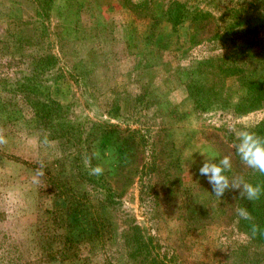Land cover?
Masks as SVG:
<instances>
[{
	"label": "rangeland",
	"instance_id": "1",
	"mask_svg": "<svg viewBox=\"0 0 264 264\" xmlns=\"http://www.w3.org/2000/svg\"><path fill=\"white\" fill-rule=\"evenodd\" d=\"M173 1L41 0L42 67L53 70L0 64V73L14 69L0 79L8 140L0 146V264L114 261L143 233L159 242L163 261L138 256V264H264V235L253 238L237 216L246 207L264 230V195L217 197L199 173L205 156L227 155L230 179L264 186L229 131L264 137V0H177L187 11L170 20ZM86 158L103 174L89 175ZM150 188L157 207L140 200ZM91 209L107 217L106 250L94 255L84 241L80 260H48L53 236L84 239Z\"/></svg>",
	"mask_w": 264,
	"mask_h": 264
},
{
	"label": "trees",
	"instance_id": "2",
	"mask_svg": "<svg viewBox=\"0 0 264 264\" xmlns=\"http://www.w3.org/2000/svg\"><path fill=\"white\" fill-rule=\"evenodd\" d=\"M32 10L33 12L29 14ZM43 10L44 5H41V0H0V19L5 22L6 26V29L2 28L0 33V64L4 63V58L8 60V65L12 61H17V70L22 74L31 71L34 73H46L47 71L53 70V67H50L49 64V68L42 67V65H45L44 62L47 57L42 56L45 51L43 46L40 45L43 31L39 18ZM186 11V4L174 0L170 4L167 15L170 20H176L182 17ZM80 48L76 46L73 52H79ZM60 54L64 55L62 49H60ZM69 56L70 54H67V60ZM55 70L59 72V69ZM2 72L0 73V79L6 81L13 76L14 69L9 68L5 71L2 70ZM5 95L2 94L0 98L3 99ZM5 102L7 104L9 100L5 99ZM47 113L48 111L44 107V112L41 113V116H46ZM109 199L110 195L100 199V203L104 205L103 207L110 206ZM140 200L145 204L150 203L149 207H157L158 193L153 188H150V190H141ZM90 214L91 218L88 219L86 225L82 226V231H85L82 241L77 239L79 233L76 235L62 234L60 237L53 236L51 242L48 241L50 247L47 248L46 253L52 248L50 250V256L47 257L48 260L61 262L69 260L70 258L77 261L80 260L79 245L84 241L88 243L90 246L89 249L94 255L106 250L107 245L103 243V239H106L104 234L106 235L108 232L109 223L106 220L107 217L104 214L96 215L92 209L90 210ZM73 219L75 225H83L77 214H73ZM125 237L127 239L130 235L127 233ZM160 248L161 246L155 237L149 233H143L140 235L138 243L130 244L128 241L126 244L125 242L123 250H120L118 254L114 253V261L108 259L98 264H138V261H136L138 256H143L144 259L149 258L153 261L158 260L153 263H161L163 260Z\"/></svg>",
	"mask_w": 264,
	"mask_h": 264
},
{
	"label": "clouds",
	"instance_id": "3",
	"mask_svg": "<svg viewBox=\"0 0 264 264\" xmlns=\"http://www.w3.org/2000/svg\"><path fill=\"white\" fill-rule=\"evenodd\" d=\"M236 140L238 141L233 145L241 162L248 168L264 175V137L258 135L255 131L249 128L237 129L229 127ZM8 140L4 131L0 129V146L6 145ZM204 155L203 153H201ZM95 158H99L100 153L97 151L93 153ZM205 156V155H204ZM86 166L90 167L89 175L100 176L104 172L102 165L97 164L91 167V158L85 159ZM46 165L42 162L35 170L33 182L39 184L41 178L45 176ZM232 169V159L230 156H223L217 160L215 155L205 156L202 167L199 168L201 176L207 177L208 183L212 186V191L215 196L222 197L226 190H240V197L249 201L255 202L264 195V186L261 184H253L247 182L242 176H234L231 179L227 175ZM237 216L239 219L250 222V231L253 238L257 235H264V230L255 222L251 212L246 207L237 209Z\"/></svg>",
	"mask_w": 264,
	"mask_h": 264
}]
</instances>
